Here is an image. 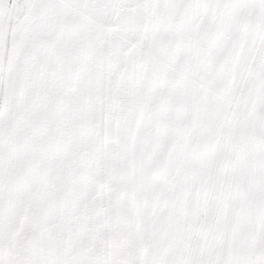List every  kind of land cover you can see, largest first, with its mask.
I'll use <instances>...</instances> for the list:
<instances>
[{
  "label": "snow or ice",
  "instance_id": "obj_1",
  "mask_svg": "<svg viewBox=\"0 0 264 264\" xmlns=\"http://www.w3.org/2000/svg\"><path fill=\"white\" fill-rule=\"evenodd\" d=\"M0 264H264V0H0Z\"/></svg>",
  "mask_w": 264,
  "mask_h": 264
}]
</instances>
